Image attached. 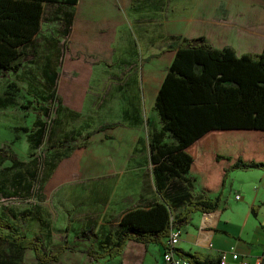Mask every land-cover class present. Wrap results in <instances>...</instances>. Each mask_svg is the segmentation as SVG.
<instances>
[{"label":"crops","instance_id":"0c3cea01","mask_svg":"<svg viewBox=\"0 0 264 264\" xmlns=\"http://www.w3.org/2000/svg\"><path fill=\"white\" fill-rule=\"evenodd\" d=\"M257 3L260 2L78 0L75 5L42 3V22L39 32L32 38L33 42L28 44V54L33 45H39L46 23V9L50 13L49 20L58 31L61 29L60 20L70 14L69 33L64 36L68 58L79 54L81 60L106 67L135 68L137 75L123 76L122 82L142 86L139 92L136 89L123 93L122 102L109 104L110 110L106 114L101 109L97 128L107 123L114 124V127L93 133L87 138L85 147L68 151L51 174L49 180L54 197L53 209L49 210L51 217L41 221L43 231L33 235H41L48 249L60 246L64 240L72 246V250L64 251L58 262L53 264H78V261H82L81 264H163L164 248L160 244L136 241H128L116 258H103L93 263L85 252L97 250L98 244L80 240L78 235L86 228L93 237L101 239L118 229L121 217L127 212L137 208L148 209L158 202L167 203L174 218L186 201L205 196L202 187L209 191L210 197L221 191L223 203L214 212L191 214L189 223L180 228L182 234L178 248L203 254L225 253L227 264H238L231 260L228 253L231 251L249 264L264 258L263 170H233L221 188L226 163L217 162L215 155L220 151L226 154V151L197 143L190 149L193 166L192 171L186 174V181L172 178L170 185L159 194L150 157V138L162 129L159 115L153 107L165 74L175 58V52L167 50L168 44L175 36L205 37L211 47H231L237 56L255 52L257 48L248 50L249 39H236L231 31L241 26V20L252 14L250 9ZM50 29L54 27L49 26ZM262 48L257 49L258 53ZM18 61L22 62L23 68L26 61L22 57ZM66 69L64 73L67 75ZM116 79L114 75V82ZM111 93L113 97L115 91ZM164 141H171L168 133ZM22 173L24 175V171ZM27 178L29 188V171ZM44 193L49 196L46 189ZM254 206H259L255 213L252 211Z\"/></svg>","mask_w":264,"mask_h":264},{"label":"trees","instance_id":"16d2710c","mask_svg":"<svg viewBox=\"0 0 264 264\" xmlns=\"http://www.w3.org/2000/svg\"><path fill=\"white\" fill-rule=\"evenodd\" d=\"M63 2L75 5L78 0H0V69L2 72H18L22 68L20 57L26 62L38 58V46L33 45L27 53L29 42L39 32L42 22V3ZM258 22L264 28V12L257 13ZM45 20V18H44ZM71 15L60 20L62 37H67ZM262 39V37H261ZM32 40V41H31ZM175 52L171 65L158 90L153 109L158 113L162 129L150 138V157L154 164V178L157 193L161 194L171 179L186 181V174L192 171L193 157L190 149L197 143L205 144L218 152L217 162H225L221 177V188L229 172L233 170L259 169L264 171V45L260 53L248 52L237 56L231 47L213 48L205 37H174L167 46ZM47 83L55 85L57 73L46 72ZM57 100L51 95V101ZM107 123L88 132L86 140L93 133L113 128ZM169 134L171 141H164ZM70 139L60 140L57 148L68 150ZM87 142L78 145L83 148ZM230 153V154H227ZM57 155V153H55ZM67 155H58V164ZM7 158L14 161L13 156ZM42 165V164H41ZM40 167V166H39ZM55 169V168H54ZM25 170L22 169V172ZM30 171V170H29ZM38 171V170H37ZM32 172H30L31 178ZM203 198L186 201L176 217H172L167 203L158 202L148 209H133L121 217L118 229L101 239L93 237L91 231L83 228L78 239L97 243V250L85 253L93 263L103 258L112 260L120 255L128 241L141 244H160L165 249L164 238L171 227L182 228L189 223L191 214L214 212L221 207V191L214 197L201 188ZM264 206V202L261 203ZM259 206H254L255 213ZM28 213L19 219L0 218V244H9L22 251H32L36 264H53L60 255L72 246L63 243L48 249L39 234L18 233L21 223L29 220ZM12 249V248H11ZM175 252L189 264H221L220 254H203L200 251L187 252L178 248ZM0 264H22L18 255L2 254Z\"/></svg>","mask_w":264,"mask_h":264},{"label":"rangeland","instance_id":"374dc122","mask_svg":"<svg viewBox=\"0 0 264 264\" xmlns=\"http://www.w3.org/2000/svg\"><path fill=\"white\" fill-rule=\"evenodd\" d=\"M258 1L250 9L252 14L247 19L243 15L241 26L231 31L236 39H249L248 50L252 51L264 45V28L259 25L257 13L253 14L264 12V0ZM44 18L38 58L24 62L17 73L0 71V218L9 220V215L19 218L28 213L30 220L17 230L27 236L43 231L41 221L51 217L49 210L53 209L54 197L49 178L57 167L58 155L87 142L84 136L97 129L101 109L106 114L109 104L122 102L123 93L136 89L139 92L142 88L122 82L123 76L137 75L135 68L106 67L81 60L79 54L68 58V45L49 20L47 9ZM49 26L54 29L49 30ZM46 72L57 73L55 85L47 83ZM52 94L57 100L51 101ZM77 108L86 111L79 112ZM61 139L68 142L70 139L68 150L57 148ZM7 154L14 161L7 159ZM28 171L32 172L29 188ZM2 254H19L22 264L37 262L32 251H22L9 244H0V258ZM254 264H264V258Z\"/></svg>","mask_w":264,"mask_h":264},{"label":"built area","instance_id":"2783aa9c","mask_svg":"<svg viewBox=\"0 0 264 264\" xmlns=\"http://www.w3.org/2000/svg\"><path fill=\"white\" fill-rule=\"evenodd\" d=\"M236 199H240L239 196H235ZM180 228L171 227L169 234L164 238L165 249L163 250V264H189L186 259L179 256L175 250L178 249L180 243ZM230 254L231 260L237 262L238 264H249L244 259H239L234 252H228ZM221 264H227V258L225 253H221Z\"/></svg>","mask_w":264,"mask_h":264}]
</instances>
